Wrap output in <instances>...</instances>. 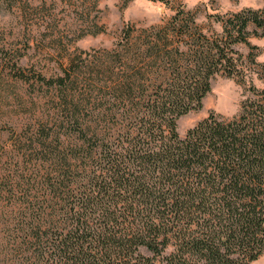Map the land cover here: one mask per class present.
Listing matches in <instances>:
<instances>
[{
	"label": "trees",
	"instance_id": "trees-1",
	"mask_svg": "<svg viewBox=\"0 0 264 264\" xmlns=\"http://www.w3.org/2000/svg\"><path fill=\"white\" fill-rule=\"evenodd\" d=\"M214 20L205 30L180 6L125 23L110 48L57 49L58 65L31 75L19 56L2 65L36 90L1 144L0 264H249L264 252V62L249 40L264 35V6ZM217 74L245 85L238 111L180 135Z\"/></svg>",
	"mask_w": 264,
	"mask_h": 264
},
{
	"label": "rangeland",
	"instance_id": "rangeland-1",
	"mask_svg": "<svg viewBox=\"0 0 264 264\" xmlns=\"http://www.w3.org/2000/svg\"><path fill=\"white\" fill-rule=\"evenodd\" d=\"M168 1L167 5L159 0H11L12 5L0 3V150L10 127L28 114V107L24 105H30L36 90V87L6 74L8 69H2L9 65L6 61L10 57L19 56L23 71L31 75L32 70L43 69L45 64L48 67L58 65L62 57L57 49L110 48L125 23H159L180 6L194 13L196 21L205 30L220 29V22L214 20L216 17L244 8L264 6V0ZM95 30L99 31L94 33ZM51 37L56 40L43 47L39 45L41 39L48 41ZM249 40L258 47L255 50L258 51L257 60L264 62V35H252ZM236 48L244 54L250 50L245 43L236 44ZM245 94V85L235 77L215 75L201 107L177 119L179 134L184 135L210 111L224 117L234 115ZM249 264H264V252Z\"/></svg>",
	"mask_w": 264,
	"mask_h": 264
}]
</instances>
